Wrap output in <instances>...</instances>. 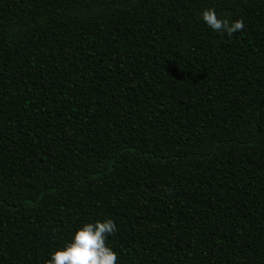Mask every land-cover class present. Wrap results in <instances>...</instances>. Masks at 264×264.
I'll use <instances>...</instances> for the list:
<instances>
[{
	"label": "trees",
	"instance_id": "16d2710c",
	"mask_svg": "<svg viewBox=\"0 0 264 264\" xmlns=\"http://www.w3.org/2000/svg\"><path fill=\"white\" fill-rule=\"evenodd\" d=\"M105 219L117 264H264V0H0V264Z\"/></svg>",
	"mask_w": 264,
	"mask_h": 264
},
{
	"label": "clouds",
	"instance_id": "9594fccd",
	"mask_svg": "<svg viewBox=\"0 0 264 264\" xmlns=\"http://www.w3.org/2000/svg\"><path fill=\"white\" fill-rule=\"evenodd\" d=\"M202 19L213 31L226 33L229 37L243 32V19L229 21L218 16L214 8L205 9ZM117 231L112 219L83 224L76 230L70 242L51 253L45 264H117V253L108 246V237Z\"/></svg>",
	"mask_w": 264,
	"mask_h": 264
}]
</instances>
